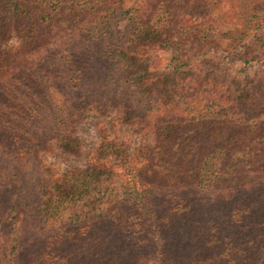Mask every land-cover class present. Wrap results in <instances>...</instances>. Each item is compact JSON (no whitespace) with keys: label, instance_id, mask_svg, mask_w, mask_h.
<instances>
[{"label":"trees","instance_id":"16d2710c","mask_svg":"<svg viewBox=\"0 0 264 264\" xmlns=\"http://www.w3.org/2000/svg\"><path fill=\"white\" fill-rule=\"evenodd\" d=\"M125 1L0 0V185L15 187L19 228L60 255L112 242V264L137 243L153 264H264V73L242 84L204 58L245 41L244 63L264 53V0ZM154 48L171 53L166 75ZM92 108L152 131L141 160L104 154L130 158L134 188L42 165L51 141L74 146L75 118Z\"/></svg>","mask_w":264,"mask_h":264},{"label":"rangeland","instance_id":"374dc122","mask_svg":"<svg viewBox=\"0 0 264 264\" xmlns=\"http://www.w3.org/2000/svg\"><path fill=\"white\" fill-rule=\"evenodd\" d=\"M134 1L138 0H126L125 4L130 6ZM126 24V21L120 22L117 29L123 30ZM19 44L18 40L11 38L6 47L15 49ZM246 44V41L239 43L238 47L229 53H222L220 50L212 51L204 58L216 63L217 67L224 71L229 79L233 78L245 84L254 76L264 73V53L261 50L256 51L247 63L241 59ZM150 55L152 58H158L154 74L166 75L170 72L168 61L171 53L169 50L154 48ZM202 59L197 58L196 62L202 61ZM263 88L264 81H261L255 87L254 93L257 94ZM71 137L75 140L72 148L67 150L57 145L55 141H51L49 149L40 154L42 165L54 177H67L69 179L72 173L77 175L80 170L89 169L103 172L101 181H105V184L115 187L124 185L129 189L140 183L139 176L134 171L128 172L129 170L126 169L131 166L128 164L131 162L130 158H126V163H121L115 160L113 156H105L104 154L108 150L119 148V150L123 149L133 160H141L143 155L154 145V136L147 125L136 120L127 121L120 109L110 108L105 111L92 108L78 115L75 118ZM110 142L117 146L106 148V144ZM141 166L140 163L139 170L142 168ZM19 185H21V181H17L15 186L19 187ZM16 196L15 187L11 184L0 185V264H62L60 256L63 255L68 256V261L63 264H112L110 260L118 250L112 242L100 249L88 247L84 243L81 244L80 248H75L72 253L63 255H60L61 251H53L52 248L49 249L51 251L43 250L42 252L33 249L31 247L32 242L29 241L28 243L26 240L30 236L24 235L23 229L19 228V221L14 209ZM9 222L10 225L8 226ZM14 232L20 238L22 247L18 243L13 249V245L5 240H9ZM129 236L138 238L139 235L132 234ZM144 247L137 243L133 248H124L121 254L123 256L131 254L132 256L124 264L156 263V253H152L151 250L143 252ZM20 248H24V250L21 251ZM46 254L51 256L50 260L45 257Z\"/></svg>","mask_w":264,"mask_h":264}]
</instances>
